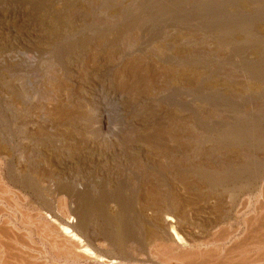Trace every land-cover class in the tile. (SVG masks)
<instances>
[{
  "label": "rangeland",
  "instance_id": "374dc122",
  "mask_svg": "<svg viewBox=\"0 0 264 264\" xmlns=\"http://www.w3.org/2000/svg\"><path fill=\"white\" fill-rule=\"evenodd\" d=\"M0 175V264H163L159 218L264 264V0H0Z\"/></svg>",
  "mask_w": 264,
  "mask_h": 264
},
{
  "label": "bare ground",
  "instance_id": "6f19581e",
  "mask_svg": "<svg viewBox=\"0 0 264 264\" xmlns=\"http://www.w3.org/2000/svg\"><path fill=\"white\" fill-rule=\"evenodd\" d=\"M40 182V181H39ZM2 185H6L5 183H4V180H3V177H2V175H0V186H2ZM7 186V185H6ZM0 188H3V186L2 187H0ZM8 188V187H7ZM0 190H2V189H0ZM7 189H5V191H6ZM3 191H4V189H3ZM154 191V190H153ZM5 193H7V192H5ZM9 193V192H8ZM4 194V193H3ZM13 194V193H12ZM18 196V195H17ZM150 196H151V194H150ZM1 197V196H0ZM153 197H155V196H151L150 198L151 199H153ZM262 197V196H261ZM3 198V197H2ZM11 198H13V195L11 196ZM15 198V197H14ZM5 199V198H4ZM20 199H21V197H20ZM19 199V200H20ZM156 199V198H155ZM262 199V198H261ZM12 200V199H11ZM22 200V199H21ZM61 200V199H60ZM64 200V199H63ZM175 200H177L176 198H175ZM179 200V199H178ZM15 201V200H14ZM12 202L13 204H12V206L15 204V202ZM66 201V200H65ZM260 201V200H259ZM263 201V200H262ZM18 202V201H17ZM60 202V201H59ZM154 202H155V200H154ZM6 203V202H5ZM8 204V203H7ZM60 204V203H59ZM65 205V204H64ZM85 205V204H84ZM177 205V204H176ZM254 205H256V204H254ZM8 206V205H7ZM66 206V205H65ZM189 206V205H188ZM10 207V206H9ZM63 207V206H62ZM62 207H61V209H62ZM180 207V206H179ZM19 208V207H18ZM16 209V207L14 208V209H16V210H19V209ZM58 208V207H57ZM60 208V207H59ZM255 208V207H254ZM55 209V208H54ZM66 209V208H65ZM260 209V208H259ZM6 210V209H5ZM68 210V209H67ZM3 211V210H2ZM62 211V210H61ZM262 211H263V209H262ZM8 212V211H7ZM19 212H21V211H19ZM18 212V213H19ZM43 212V211H42ZM66 212V211H65ZM1 213V212H0ZM23 213H24V211L22 210V216H21V219H23V218H25L26 220H27V214H26V216L27 217H25L24 215H23ZM26 213V212H25ZM162 213V212H161ZM164 213V212H163ZM179 211H178V209H173V210H168V211H166L165 213H164V216H169V218L171 217V219L173 220V219H176L175 221L176 222H178V220L180 219L179 218ZM183 212H181V214H182ZM257 213V212H256ZM29 214V213H28ZM39 214V213H38ZM42 214H44V213H42ZM75 214V213H74ZM185 214V213H184ZM244 214V213H243ZM250 214H251V212H250ZM11 215V214H10ZM30 215V214H29ZM45 215V214H44ZM44 215H42V216H39V219H38V221L40 222V224L42 225V227L44 228V229H47L48 230V234H49V236L52 234V236L55 238V241H56V243H55V245H54V247H52L51 245V247L55 250V249H60V250H62L63 251V254L64 255H66L69 259H72L73 260V262H78V260L80 261L81 259H84V258H87V257H89V259L91 258V257H93V256H95L99 261H101V259H102V257L101 256H96L89 248H88V246L85 244V241H83V237L81 238V237H79V235L78 234H76V233H74V231H72V228H74L75 226H73V225H71V223L73 224V222H74V220H72V222H71V215H69V214H65L66 215V217L68 218V221L66 222H62V224H59V225H56V222L54 223V221H51L53 218H49L48 219V217L47 216H44ZM252 215V214H251ZM24 216V217H23ZM35 216H37V214L35 215ZM60 216V215H59ZM98 216V215H97ZM253 216V215H252ZM34 217V216H33ZM12 218H13V216H12ZM29 218V217H28ZM31 218V217H30ZM66 218V219H67ZM79 218V217H78ZM179 218V219H178ZM249 218V217H248ZM32 219V218H31ZM34 219V218H33ZM51 219V220H50ZM244 219V218H243ZM242 219V220H243ZM92 220V219H91ZM8 221V220H7ZM31 221V220H30ZM30 221H28V222H30ZM159 221H161V223H163L162 225H163V229H162V231H160L161 233H157L156 231H154V230H151L150 232H152V234L150 235V239H149V241L148 242H150L151 243V245L152 244H154V243H156L155 245L157 246V249H158V252H157V254H152L153 255V257H156L157 258V256L158 257H160V258H158V259H163V261H161L163 264H168L170 261H176L177 263H179V264H185L186 262H188V263H191V261H192V263L193 264H199L200 262L199 261H201V263L202 262H204L203 260H205V258H210V256H211V254H212V249H209V248H213V249H215V247H217L218 248V245H220L218 242H222L224 245L227 243V241H229L232 237H233V234H231L230 233V235H228L226 238H224V239H222V240H217V241H215V240H213L212 239V241L211 242H209L208 241V243H206L205 245H206V248L205 247H203L204 245H202V244H199L200 242L198 241V240H196L194 237H192L191 239H190V237H188L189 239V241H187V243H189L190 244V247H187L185 244H182V242L184 243V242H186V241H184L183 240V238L181 237V235L179 234V233H177L176 231H175V228L173 227V225H172V227H171V229H172V232H175V234L174 235H172L169 231H168V228L170 227H168V225L166 226V222H164L162 219H160L159 218ZM5 222V221H4ZM15 222V221H14ZM17 222V221H16ZM15 222V223H16ZM21 222H23V220L21 221ZM35 221L33 220V223H34ZM7 223H9V222H7ZM24 223V222H23ZM27 223V222H26ZM25 223V224H26ZM244 223H246L245 222V220H244ZM19 225V224H18ZM27 225L28 226H30V223H27ZM34 225V224H33ZM11 226V225H10ZM14 226V225H13ZM16 226V225H15ZM6 226H4V228H5ZM12 227V226H11ZM23 227V226H22ZM17 228V227H16ZM15 228V229H16ZM76 228V227H75ZM239 228V227H238ZM7 229L9 230V231H11L10 230V227H8L7 226ZM6 229V231H8ZM13 229V228H12ZM23 229H24V227H23ZM89 229V228H88ZM120 229V228H119ZM158 229V228H157ZM4 230V229H3ZM29 230V229H28ZM27 230V231H28ZM8 231V232H9ZM15 231V230H14ZM21 231V230H20ZM22 231H24V230H22ZM21 231V232H22ZM40 231H42L43 232V230H42V228H41V230ZM46 231V230H45ZM180 231V230H179ZM237 231V230H236ZM252 231V230H251ZM16 232V231H15ZM14 232V233H15ZM42 232H40V233H42ZM235 232V231H234ZM263 232V231H262ZM13 233V234H14ZM233 233V232H232ZM258 233V232H257ZM260 233V232H259ZM39 234V233H38ZM46 234H47V231H46ZM83 234V233H82ZM81 234V235H82ZM124 234V233H123ZM182 234V233H181ZM217 234V233H216ZM216 234H215V236H216ZM219 234V233H218ZM226 234V233H225ZM228 234V233H227ZM245 234V233H244ZM7 235V234H6ZM19 235V234H18ZM23 235H24V233H23ZM22 235V236H23ZM223 235V234H222ZM254 235V234H253ZM255 235L257 236V234L255 233ZM25 236H26V234H25ZM34 236V235H33ZM40 236V235H39ZM38 236V237H39ZM44 236H45V234H44ZM48 236V237H49ZM175 236V237H174ZM3 237V236H2ZM27 237H29L28 235H27ZM94 237V236H93ZM196 237V236H195ZM210 237V236H209ZM247 237V236H246ZM22 238V237H21ZM88 238V237H87ZM217 238V237H216ZM219 238V237H218ZM244 238V237H243ZM18 239V238H17ZM23 239V238H22ZM44 239V238H43ZM120 239V238H119ZM207 239V238H206ZM219 239H221V238H219ZM10 240V239H9ZM47 240V239H46ZM46 240H44V241H46ZM89 240V239H88ZM92 240V239H91ZM253 240V239H252ZM21 241V240H20ZM48 241V240H47ZM90 241V240H89ZM242 241V240H241ZM16 242V241H15ZM53 242H54V240H53ZM88 242V241H87ZM99 242V244L101 245V247H103L104 248V241L102 240V242L101 241H98ZM199 242V243H198ZM250 242V241H249ZM252 242V241H251ZM1 243H2V241H1ZM9 243V242H8ZM46 243V242H45ZM49 243H51V242H49ZM186 243V244H187ZM202 243V242H201ZM253 243V242H252ZM251 243V244H252ZM10 244V243H9ZM13 244V243H12ZM11 244V245H12ZM245 244H246V242H245ZM249 244V243H248ZM44 245V244H43ZM53 245V244H52ZM117 245V244H116ZM240 245V244H239ZM13 246V245H12ZM153 246V245H152ZM226 246V245H225ZM244 246V245H243ZM259 246V245H258ZM257 246V247H258ZM30 247V246H29ZM111 247V246H110ZM220 247V246H219ZM229 246H227V248H228ZM7 248V247H6ZM11 246H10V250H11ZM17 248V247H16ZM150 248V247H149ZM153 248V247H152ZM154 248H155V246H154ZM240 248V247H239ZM251 248L253 249V247L251 246ZM251 248H249V249H251ZM8 249V248H7ZM14 249V248H13ZM18 249V248H17ZM107 249V248H106ZM233 249V248H232ZM5 250V249H4ZM9 250V249H8ZM150 250V249H149ZM217 249H215L213 252H217L216 251ZM218 250H220V249H218ZM239 250V249H238ZM7 251V250H6ZM41 251V253H42V250H40ZM156 251V250H155ZM249 251V250H248ZM17 252V251H16ZM19 252V251H18ZM21 252V251H20ZM19 252V253H20ZM27 252V251H26ZM54 252V251H53ZM132 252V251H131ZM241 252V251H240ZM243 252V251H242ZM241 252V253H242ZM60 253H62V252H60ZM228 253V252H227ZM230 253V252H229ZM233 253H235V252H233ZM237 253H238V251H237ZM23 254V253H22ZM34 254V253H33ZM33 254H29L28 256H29V260H31V264H37V257H36V255H33ZM37 254V253H36ZM44 254V253H43ZM53 254V253H52ZM54 254H56L55 252H54ZM57 254H58V252H57ZM135 254V253H134ZM150 254H151V252H150ZM231 254V253H230ZM5 255H7V254H5ZM136 255V254H135ZM226 255H228V254H226ZM12 256V255H11ZM20 256H22V255H20ZM55 256H57V255H55ZM4 257V256H3ZM48 257V256H47ZM65 257V256H64ZM66 257V258H67ZM94 257V258H95ZM237 257V256H236ZM250 257V256H249ZM252 257V256H251ZM256 257V256H255ZM13 258V257H12ZM16 258V257H15ZM57 258V257H56ZM62 258V257H61ZM65 258V259H66ZM257 258V257H256ZM3 259V258H2ZM92 259V258H91ZM90 259V260H91ZM115 259V258H114ZM140 259V258H139ZM211 259V258H210ZM252 260H250V262H252V263H254L255 262V259L253 260V258H251ZM25 260V259H24ZM75 260V261H74ZM103 260H104V258H103ZM142 260V259H141ZM222 260V259H221ZM45 261V260H44ZM69 261V260H68ZM95 261H97V260H95ZM105 261L106 260H104L103 261V263H105ZM206 261V260H205ZM211 261H212V259H211ZM240 261H241V259H240ZM2 262V261H1ZM4 262V261H3ZM27 262V261H26ZM30 261H28V263H29ZM38 262H40V261H38ZM70 262H71V260H70ZM142 262H144V261H142ZM207 262H208V260H207ZM206 262V263H207ZM234 262H237V261H234ZM261 262V261H260ZM41 263H42V261H41ZM46 263V262H45ZM54 264H55V262H53ZM108 263V262H107ZM188 263H186V264H188ZM191 263V264H192ZM205 263V262H204ZM205 263V264H206ZM209 263H210V261H209ZM209 263H207V264H209ZM218 263V262H217ZM8 264V263H7ZM25 264V263H24ZM78 264V263H77ZM81 264V263H80ZM113 264H116V263H113ZM212 264V263H211ZM213 264H214V261H213ZM222 264V263H221ZM237 264V263H236ZM240 264V263H239ZM249 264V263H248Z\"/></svg>",
  "mask_w": 264,
  "mask_h": 264
}]
</instances>
